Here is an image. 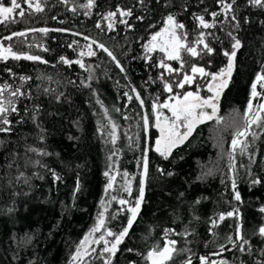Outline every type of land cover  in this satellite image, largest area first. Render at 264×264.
Instances as JSON below:
<instances>
[{"label":"trees","instance_id":"obj_1","mask_svg":"<svg viewBox=\"0 0 264 264\" xmlns=\"http://www.w3.org/2000/svg\"><path fill=\"white\" fill-rule=\"evenodd\" d=\"M23 1L0 23V37L15 33L11 42L21 57L0 59V264H73L86 237L118 236L127 228L128 206L136 205L141 187L139 212L115 253L102 257L93 245L77 264H150L149 252L168 241L175 251L166 264L215 257L221 264H264V110L243 144L232 146L233 131L246 123L253 85L264 94V80L257 81L264 75V6L34 0L28 10ZM170 15L184 25L175 29L185 45L180 60L160 51L165 41L175 43L170 33L152 40L171 27ZM43 24L53 30L17 35ZM192 47L198 55L187 50ZM233 51L231 73L220 82L224 124H196L165 158L156 151L154 126L162 107L154 106L171 92L206 95L212 76L228 68L225 53ZM185 75L193 81L179 88Z\"/></svg>","mask_w":264,"mask_h":264},{"label":"snow or ice","instance_id":"obj_2","mask_svg":"<svg viewBox=\"0 0 264 264\" xmlns=\"http://www.w3.org/2000/svg\"><path fill=\"white\" fill-rule=\"evenodd\" d=\"M26 2L28 3L29 7H33L32 4V0H26ZM91 3V0H90ZM252 3L257 5V6H264V0H252ZM229 8L231 7L230 5L228 6ZM21 5L20 3H18V0H11V6L10 7H4V6H0V23L8 20L12 14L14 13V10L16 9H20ZM35 8L37 11H42V8L40 7V4L37 2L35 4ZM20 16L24 15V11L21 9L18 13ZM121 15L123 16H130L131 12H122ZM109 16H115V13H109ZM200 23L203 27L207 28L210 27L209 24L205 23L204 18L203 17H199ZM167 22L168 24L171 26L170 28H166L164 29L163 32L158 33L157 35L152 37V40L155 42L158 39V36H164L165 33H170L171 36V40H174L175 43H171V41H165L163 44L160 45V51L165 52L168 59H175V60H180V52L179 49L182 47H185V45H183L180 42V37L176 36L175 33V29L176 28H183L184 25L183 24H177L176 21L174 20V18L170 15L167 17ZM109 27H111V25H109ZM41 31H47V29H41ZM17 35H24V33H18ZM8 39H11V37H8ZM87 39V38H86ZM202 42V41H201ZM100 48H104V46L101 44L99 45ZM156 47V44H153L150 48L149 51H152L154 48ZM171 47V51H169V48ZM205 48L208 49L209 52H211L212 50L210 48H208V45L205 44L204 45ZM240 47V42L237 40L235 42V44L233 45L234 49H238ZM105 51H107V49H104ZM191 55L196 56L198 55L196 48L192 47L187 49ZM8 54H10L14 59H20L21 57L16 55L15 53L12 52L11 48H8L5 50ZM89 54H94V53H89ZM81 55H83V53H81ZM109 55H111V53L109 52ZM226 56L230 55V62L228 65V68L224 71H222L220 73L221 76H223L225 74V72H227L229 75L231 73L232 70V60H234L235 58V51H233L231 54L229 53H225ZM6 57L0 53V59H5ZM26 59H31V60H39V57H32V56H28L25 57ZM66 63H69L68 61H65ZM81 67H83V65L81 64ZM161 67H166L168 69L169 72L172 71H176V69H172L171 67L161 63ZM181 67H183V63H181ZM192 72L193 73H200L201 76L204 75H209L208 73L205 72V70L203 68H197V67H193L192 68ZM212 79L215 80L216 76H212ZM260 80H264V75H259L257 76V81ZM193 81V77L192 76H188L185 75L183 77V81L181 83L178 84L179 88H183L185 84H191ZM226 83V81H225ZM165 88L167 91L171 92L172 91V85L170 84H166ZM209 91H212V87L209 86ZM15 94V93H13ZM252 95L253 97L257 96L258 93L256 92V86L255 84L253 85V90H252ZM219 96V93H216V97ZM129 99H131V97H129ZM172 99H175L176 103L175 104H169V103H165L163 105H159V106H154V110L156 107H162V108H167L170 110V112L172 113V119L171 121H169L168 117H163V125L161 124V115L160 113L156 114V127L159 128L160 132H161V140H157V147H156V151L160 152V154L162 156H165V158L167 157V155L170 154L171 151V147L175 146V144L183 142V140L187 139L188 136H190L192 134V132L194 131V128L196 126V124L198 123H203L205 119L211 120L217 111V105L213 103V98H208V99H202L199 96V93H193V92H187L183 98L181 99L179 96H175L172 97ZM141 103H143L141 101ZM204 107H210L212 109V113L209 114L207 112L204 111H200L197 112V109H203ZM249 111L252 108L251 103L248 105ZM259 108L261 110H264V104L259 105ZM4 111V109L2 107H0V113H2ZM260 119L259 115H257L253 121H251L250 123H255L256 121H258ZM4 123H7V121L5 120ZM145 124H147V118H145ZM183 126V128L185 129V131L183 133L180 132V127ZM238 135L243 136L245 135V132H240ZM165 142L167 147L165 150H161V143ZM238 144V140H233L232 142V146L233 148H235ZM147 163L145 162L144 165V172L145 174H147ZM107 175V173H106ZM125 175H127L125 173ZM258 183V181H255ZM109 188L112 187V184L110 183L108 185ZM233 187H235V182H233ZM143 195H144V189L143 187L140 188V199L136 202V205L134 207H130L128 209V211L131 212V218L128 220V225L127 228L124 229L123 232H121L118 236H116V239L114 241V243L112 244L111 248H105V251L108 252H112L113 254L116 251V247L117 245H119L124 237L127 235L128 233V229H130L132 227V223L133 221H135L136 216L139 212V205L140 202L143 200ZM236 199L239 200V193L236 194ZM120 204H126L127 201L125 200H120L119 201ZM262 211H264V209H262ZM229 215H232V213H229ZM224 217L221 216L220 219H223ZM104 223L103 219L100 220V226H102ZM97 229H94L93 231H96ZM261 233L264 234V228H262ZM108 235H114L112 232H108ZM85 241H87V237L85 238ZM83 243V242H82ZM108 242L105 241V244H107ZM175 243V241H169L168 245L164 247L162 250L160 251H156L153 250L151 252H149L148 254V259L151 261V264H166L167 261L172 259V253L175 251L174 248L170 247V245H173ZM80 253L79 251L77 252V256H79ZM73 259H76V257H73ZM202 260L204 258H201ZM205 264H207V262L205 261Z\"/></svg>","mask_w":264,"mask_h":264},{"label":"rangeland","instance_id":"obj_3","mask_svg":"<svg viewBox=\"0 0 264 264\" xmlns=\"http://www.w3.org/2000/svg\"><path fill=\"white\" fill-rule=\"evenodd\" d=\"M224 76V75H223ZM223 76H221L220 75V77H223ZM217 78V77H216ZM212 83V81L210 82V84ZM210 84H209V86H210ZM219 85V87H220V89L218 90V89H214V91H213V93L210 95V96H208L206 99H208V98H213V100L214 99H219L220 100V93H221V91H222V85H220V83L218 84ZM190 92H192V91H190ZM219 93V97H216V93ZM256 92L258 93V95L257 96H255V97H253V95L251 94V99H250V101H249V103H248V105L251 103V105H252V108H251V110L249 111V108H248V105H247V107H246V110H245V121H246V123H245V125H244V127L243 128H241V129H238V130H235V131H233V133H232V136H233V140H238V144H237V146L236 147H240L242 144H243V142H244V140L246 139V137H247V135H248V133L250 132V130L252 129V127L253 126H255L256 124H258L259 123V121H260V119H261V115H262V111L263 110H261L260 108H259V105H261V104H264V94L262 93H260L259 92V90H258V88H256ZM193 93H195V92H193ZM186 93H178V92H171L170 94H168V96H167V99H166V101H165V103H169V104H175L176 103V101H175V99H172V97H175V96H179L181 99L183 98V96L185 95ZM200 96V95H199ZM201 97V96H200ZM203 99V98H202ZM164 103V104H165ZM3 106H4V103H3V101H0V107H2L3 108ZM220 108H219V104L217 105V111H216V114H215V116L211 119V120H214V125L215 126H220L221 124H224V117H223V115H222V113L220 112V110H219ZM200 111H204V112H207V113H209V114H211L212 113V109L210 108V107H208V108H206V107H204L203 109H197V112H200ZM158 113V112H157ZM159 113L160 114H162L161 115V124L163 125V117H168L169 118V121H171V119H172V113L170 112V110L169 109H167V108H162V109H160L159 110ZM257 115H259V117H260V119L258 120V121H256L255 123H250L251 121H253L254 120V118L257 116ZM206 120H208V119H206ZM205 120V121H206ZM154 126L156 127V120L154 121ZM157 128V127H156ZM180 132L181 133H183L184 131H185V129L183 128V126H181L180 127ZM240 132H245V135H243V136H240V135H238ZM157 133H158V139L157 140H161V132H160V130H159V128H157ZM157 142V141H156ZM156 146H157V143H156ZM160 147H161V150L163 151V150H165L166 149V147H167V145H166V143L165 142H163L162 141V143H161V145H160ZM173 147V146H172ZM171 147V148H172ZM130 207H134V204L133 205H129L128 206V208H130ZM262 228H264V222H263V224H262V226H261V229ZM260 229V230H261ZM261 232V231H260ZM106 236V237H105ZM112 236V235H111ZM110 235H108V234H103V233H97V235H92L91 237H89L88 238V240L87 241H85L83 244H82V246H81V248L79 249V253H80V255L79 256H77V254H76V258H79V257H81V258H84V257H86V255H87V252L90 250V248L93 246V245H96V247L98 248V251H99V253H101L100 255L102 256V257H107V255H109V254H111L112 252H108V251H105V248L107 247V248H111L112 247V244L114 243V241H115V238H116V236H113V237H111ZM100 238H102V241L101 242H98V239H100ZM105 241H107L108 243L107 244H105ZM169 242V241H168ZM168 242L165 244V246L164 247H166V246H169L168 245ZM96 243V244H95ZM163 247V248H164ZM170 247H172L173 248V245H170ZM162 248V249H163ZM162 249H160V250H162ZM160 250H157V251H160ZM151 252V251H150ZM103 254V255H102ZM205 261L207 262V264H221L222 263V259L221 258H218V257H215V258H204L203 260L202 259H200L199 260V262H198V264H205ZM149 262H150V264H151V261L149 260ZM73 264H77L76 263V259H74V263ZM186 264H190L189 262H187Z\"/></svg>","mask_w":264,"mask_h":264},{"label":"flooded vegetation","instance_id":"obj_4","mask_svg":"<svg viewBox=\"0 0 264 264\" xmlns=\"http://www.w3.org/2000/svg\"><path fill=\"white\" fill-rule=\"evenodd\" d=\"M33 1L34 0H32V4H34ZM23 4L25 5V7L28 10L32 9V7L28 6V3L26 2V0L23 1ZM0 6L10 7L11 6V0H0ZM41 29H47V31L46 32L45 31H41ZM37 30L41 31L42 33H48L50 31H52L53 29H52V27L48 26L47 24H43L41 27H38L37 25H35V26H32V27H28L26 30L21 31V32H17V33H25L26 34V33L34 32V31H37ZM14 36H15V33H10V34H6V35L0 37V53H7L5 50L8 49V48H11L13 53L15 52L14 44H13V42H11V39ZM8 37H11V39H8ZM7 56H9V55H6L5 57H7ZM218 84L214 88L215 90L216 89H218V90L220 89ZM214 89L212 91L208 90L206 95H204V94L200 95L201 98L206 99L208 96H210L213 93ZM213 103L218 105L219 104V99H214ZM206 108H208V107H206Z\"/></svg>","mask_w":264,"mask_h":264},{"label":"water","instance_id":"obj_5","mask_svg":"<svg viewBox=\"0 0 264 264\" xmlns=\"http://www.w3.org/2000/svg\"><path fill=\"white\" fill-rule=\"evenodd\" d=\"M2 54H3L4 56H6V55L11 56V55L8 54V53H2ZM226 77H227V73H225L223 77H217L215 80H213L212 83L210 84V86L212 87V89H214V88L216 87V85H217L218 83L222 82ZM205 120H206V119H205ZM205 120H204V121H205Z\"/></svg>","mask_w":264,"mask_h":264}]
</instances>
